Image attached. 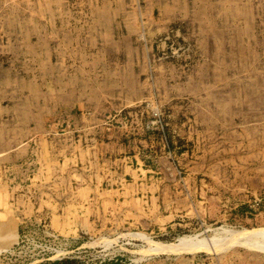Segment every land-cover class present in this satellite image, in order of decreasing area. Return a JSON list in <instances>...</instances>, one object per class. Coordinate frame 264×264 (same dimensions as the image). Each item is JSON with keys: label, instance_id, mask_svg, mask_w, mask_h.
Here are the masks:
<instances>
[{"label": "rangeland", "instance_id": "rangeland-1", "mask_svg": "<svg viewBox=\"0 0 264 264\" xmlns=\"http://www.w3.org/2000/svg\"><path fill=\"white\" fill-rule=\"evenodd\" d=\"M61 257L264 264V0H0V264Z\"/></svg>", "mask_w": 264, "mask_h": 264}, {"label": "trees", "instance_id": "trees-1", "mask_svg": "<svg viewBox=\"0 0 264 264\" xmlns=\"http://www.w3.org/2000/svg\"><path fill=\"white\" fill-rule=\"evenodd\" d=\"M74 260L73 259H71V258H68V257H66V258H59V259H53L52 261H47L48 263H52V264H72V262H73ZM44 263V262H43ZM42 263V264H43Z\"/></svg>", "mask_w": 264, "mask_h": 264}, {"label": "built area", "instance_id": "built-area-1", "mask_svg": "<svg viewBox=\"0 0 264 264\" xmlns=\"http://www.w3.org/2000/svg\"><path fill=\"white\" fill-rule=\"evenodd\" d=\"M260 198L258 197V196H255L254 198H253V202L254 203H257V201L259 200Z\"/></svg>", "mask_w": 264, "mask_h": 264}, {"label": "bare ground", "instance_id": "bare-ground-1", "mask_svg": "<svg viewBox=\"0 0 264 264\" xmlns=\"http://www.w3.org/2000/svg\"><path fill=\"white\" fill-rule=\"evenodd\" d=\"M258 236H260L259 234H258ZM233 237V236H232ZM263 237V236H262ZM261 240H263V239H261ZM262 242V241H261ZM261 244V243H260Z\"/></svg>", "mask_w": 264, "mask_h": 264}]
</instances>
